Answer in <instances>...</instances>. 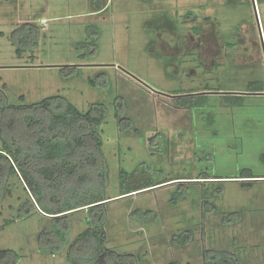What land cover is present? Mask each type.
<instances>
[{"label": "rangeland", "instance_id": "rangeland-1", "mask_svg": "<svg viewBox=\"0 0 264 264\" xmlns=\"http://www.w3.org/2000/svg\"><path fill=\"white\" fill-rule=\"evenodd\" d=\"M258 83L264 0H0V98L105 104L107 246L138 264H203V246L264 264V90H247ZM192 100L204 103L181 105ZM120 169L168 182L120 197ZM7 182L0 226L14 222L0 229V249L16 250L17 264H68L87 209L69 215L62 250L43 253L51 217L18 175ZM25 201L36 209L18 218ZM184 233L190 242L178 244Z\"/></svg>", "mask_w": 264, "mask_h": 264}, {"label": "trees", "instance_id": "trees-1", "mask_svg": "<svg viewBox=\"0 0 264 264\" xmlns=\"http://www.w3.org/2000/svg\"><path fill=\"white\" fill-rule=\"evenodd\" d=\"M20 51V49H18ZM263 91L262 84L247 89ZM234 104L243 95L230 94ZM8 104L0 98V204L10 194L8 179L19 176L39 210L51 217L49 225L38 237L39 250L59 253L72 230L69 215L86 208V227L69 243L68 264H138L131 252H119L107 246V197L102 190L108 177L102 154L100 126L107 113L105 104L95 102L86 110L78 109L62 95L42 98L34 103ZM192 100L181 105H203ZM231 103V102H230ZM118 116V114H117ZM239 177H260L242 172ZM264 177V176H263ZM168 182L144 180L139 171L118 172V196L125 197ZM176 200V199H175ZM36 207L31 201L21 204L17 217L31 214ZM146 219L148 213L134 212ZM14 222L5 219L0 226ZM176 242L186 244L190 236L184 233ZM19 254L10 248L0 249V264H17ZM203 264H239L237 257L226 250L202 247ZM169 264H178L170 262Z\"/></svg>", "mask_w": 264, "mask_h": 264}, {"label": "water", "instance_id": "water-1", "mask_svg": "<svg viewBox=\"0 0 264 264\" xmlns=\"http://www.w3.org/2000/svg\"><path fill=\"white\" fill-rule=\"evenodd\" d=\"M256 179H261V178H256ZM262 179H264V178H262Z\"/></svg>", "mask_w": 264, "mask_h": 264}, {"label": "crops", "instance_id": "crops-1", "mask_svg": "<svg viewBox=\"0 0 264 264\" xmlns=\"http://www.w3.org/2000/svg\"><path fill=\"white\" fill-rule=\"evenodd\" d=\"M244 94V93H243Z\"/></svg>", "mask_w": 264, "mask_h": 264}]
</instances>
